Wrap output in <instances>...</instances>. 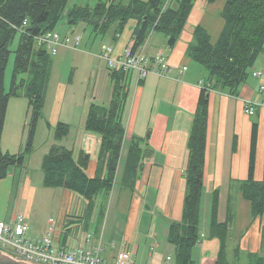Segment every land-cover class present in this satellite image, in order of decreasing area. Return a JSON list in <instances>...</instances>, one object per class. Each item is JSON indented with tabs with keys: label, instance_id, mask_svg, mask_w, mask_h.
Listing matches in <instances>:
<instances>
[{
	"label": "trees",
	"instance_id": "1",
	"mask_svg": "<svg viewBox=\"0 0 264 264\" xmlns=\"http://www.w3.org/2000/svg\"><path fill=\"white\" fill-rule=\"evenodd\" d=\"M67 1L0 0V179L7 175L9 168L23 165L26 153L31 150L36 124L41 116L52 61L45 46L36 42V36L56 30L63 14L70 28L84 21L91 25L94 33L103 34L115 23L113 39L133 19L135 22L130 36L133 51L151 31L161 32L166 38V45L170 47L177 42L194 0H99L93 6L73 5L66 9ZM221 16L223 26L214 42H211L203 26L195 25L192 41L186 48V54L202 65L206 74L199 89L186 141L182 216L180 221L169 223L166 235L167 242L175 248L174 264H196L191 256L192 247L201 240L199 222L209 93L215 90L238 95L240 86L247 81L249 69L264 45V0H224ZM16 35L18 40L13 50L10 88L5 90L4 73L11 52L9 46ZM262 68L264 76V65ZM22 74L28 77H22ZM108 75L111 82L109 102L103 105L90 101L83 124L85 131L101 137L94 174L91 176L85 171L88 153L79 150L75 157L71 148L56 143L42 156L40 164L44 186L68 189L82 199L83 224L86 228L95 216L98 221L103 218L105 203L116 179L121 189L134 192L142 160L146 156L144 147L148 134L145 137L131 135L128 140L125 135L123 113L129 97L131 74L119 69H108ZM22 87L23 93L20 91ZM21 94L27 98L29 112L27 141L22 151L10 153L2 150L1 136L8 101L10 97ZM257 126L258 122L253 120L247 178L238 182V192L248 201L252 218L264 214V180L253 177ZM68 132V123H55V141L62 140ZM123 148L124 156L119 165ZM210 196L207 238H216L219 242L214 264H241V259L238 261L241 255L246 256L249 264H264L262 255L241 252L238 242L228 254L229 222L233 217L230 206L232 198L231 195L228 198L227 218L219 221L218 191L213 190Z\"/></svg>",
	"mask_w": 264,
	"mask_h": 264
},
{
	"label": "crops",
	"instance_id": "2",
	"mask_svg": "<svg viewBox=\"0 0 264 264\" xmlns=\"http://www.w3.org/2000/svg\"><path fill=\"white\" fill-rule=\"evenodd\" d=\"M223 4L224 0L212 2L194 0L177 42L170 47L166 45V38L163 36L156 39L155 44H150L149 39L147 53L154 54L156 51H161L167 58L169 69L164 73L150 72L139 82L134 73L130 75L129 97L123 113L126 140L131 135L145 137L148 134L144 147L146 156L142 160L135 190L131 193L127 189H121L116 179L105 203L103 218L98 221L95 216L86 228L83 224L82 199L65 189L64 205L60 208L62 222L66 227L58 231L54 226L51 234L57 244L86 245L85 235L90 232L89 243L93 244L99 239L102 241V257L106 261H114L121 248L129 251L132 264H163L166 260L161 251L160 237L166 240L169 223L181 220L185 190L183 173L187 162L186 141L200 83L204 82L206 74L204 67L192 61L186 54V48L192 41V30L195 25H201L207 30L211 42L216 40L224 22L221 16ZM134 22L133 19L130 21V28L125 36L126 41L117 47L113 46L115 55L122 54L126 46L133 44L130 36ZM183 66L186 67L185 70H181ZM105 68L109 78L106 65ZM256 79L252 80L253 85L241 86L238 95L215 90L209 93L201 198L204 216L201 217L200 213L199 222L201 239L204 240L200 242L201 250L197 260L192 258L196 264L203 262L214 264L218 251V240L207 238L211 192L218 191L219 221L227 218L228 198L231 195L230 206L233 217L229 222V240L238 211H242V208L246 210L244 202L246 200L238 192V182L247 178L252 116L258 118L253 177L256 180H264V138L261 134L264 122L260 120L264 115V105H262L264 95L256 89V83L259 84L261 81ZM110 97L111 82L109 81L108 102ZM11 98L18 99L13 102L15 106L13 115L17 116L16 110L20 113L23 106L27 108L26 112L28 111L27 98L23 94ZM10 99L5 121H7ZM246 100L254 102L255 109L252 115L244 111ZM90 101H86L84 116L72 136L71 149L75 157L79 150L89 154L85 171L92 176L97 163L101 137L83 129ZM70 133L69 127L68 134ZM1 148L3 151H9L2 145ZM124 151L125 148L121 152L119 165ZM22 166L9 168L7 175L0 179V220L10 222L14 214L19 212L21 202L24 203L22 205L24 213L30 209V207L26 208L25 201L28 200L29 205L31 204L36 186L28 177V172L25 174L18 172V169L24 167ZM81 210L82 215L78 217L77 213ZM97 222L98 228L95 229ZM67 224L73 225L75 231L71 232ZM47 228L48 225L45 223L40 227L39 232L36 228L33 231L30 228L29 235L34 239L38 238L45 234ZM239 228H243L245 233L240 238L233 236L239 246L245 251L260 254L254 249L259 248L264 239V214L255 218L249 215L247 221L245 219ZM82 230L84 235L80 236L78 231ZM71 237L73 241H69ZM111 242L114 244L113 247Z\"/></svg>",
	"mask_w": 264,
	"mask_h": 264
},
{
	"label": "rangeland",
	"instance_id": "3",
	"mask_svg": "<svg viewBox=\"0 0 264 264\" xmlns=\"http://www.w3.org/2000/svg\"><path fill=\"white\" fill-rule=\"evenodd\" d=\"M99 0H68L66 9L73 5H89L93 6ZM108 1V0H101ZM118 1V0H115ZM127 0H124L126 2ZM130 19L116 39L112 38V30L115 23L109 26V30L103 34L94 33L91 29V25L84 21H79L78 24L72 28L68 27L65 22V15L63 14L61 21L58 23L56 30L61 34L72 33L73 35H79L81 37L80 45L77 48L70 46L60 45L57 48L56 53L50 54L52 61L48 81L44 92V104L41 112V116L37 121L31 150L26 153L24 157L23 168L18 169V172L28 174L32 183L36 186L34 191L32 202L29 205V201L26 200V208L30 207L29 211L22 210L21 202L19 212L25 217L28 222L29 230L33 229L39 232L40 227L45 223H48L50 218L54 221L56 230H60L62 227H66L62 222V210L60 207L64 205L63 193L64 188L61 187H45L42 184V170H41V158L48 151L49 147L53 144H61L68 148H72L71 140L72 136L80 125V121L85 113V105L87 100L95 101L96 103L106 105L109 95V78L106 74V68L104 61L98 57L99 46L101 43L110 44L117 47L123 44L126 40V35L130 28ZM152 34V33H151ZM163 34L158 31H154L150 37V44H155V40L162 37ZM164 37V36H163ZM18 36L16 35L10 46V53L7 58L5 73H4V86L5 90L10 88L11 73L13 69V50L16 48ZM193 61V60H192ZM195 62V61H194ZM264 65V45L263 50L258 55L253 66L249 69V76L245 83L241 86L252 84L251 73L253 70L261 69ZM22 77L26 74H22ZM257 80V79H256ZM240 86V88H241ZM258 84L256 83V89ZM239 88V90H240ZM20 91H24L23 87ZM102 94L100 97H98ZM98 95V96H97ZM264 95V93H263ZM18 99H10V105L7 112V121L4 122V128L1 136V145L7 147L10 153H17L24 149L28 135L29 124V112L26 107L23 106L22 110L17 116L15 113V106L13 102ZM18 102V101H17ZM253 120H258L256 116H252ZM264 122V115L260 118ZM61 121L69 124L71 133L68 134L60 141H55L53 137L55 123ZM262 137L264 138V128L261 130ZM6 149V148H5ZM18 149V150H17ZM12 151V152H11ZM17 151V152H14ZM75 194V193H74ZM77 196V194H76ZM204 202V200H203ZM246 204L242 211H238L235 227L231 233V239L228 240V254L230 248L234 247L238 242L233 236L240 238L245 235L242 226V222L248 219L250 212L248 210L249 203ZM73 212V209L71 210ZM201 217L204 216L203 205L200 209ZM247 225V223H246ZM71 232L75 231L74 226L67 224ZM201 227V225H200ZM245 227V226H243ZM84 230L78 231L80 236L84 235ZM29 239H34L29 235ZM162 246L161 251L164 257H166L163 264L175 263V248L173 244L168 243L163 237H160ZM204 238L199 240L192 247L191 256L197 260L198 254L201 250V244ZM69 241H73L72 237ZM239 244V243H237ZM252 245V243H250ZM75 245V244H74ZM250 247V246H249ZM259 252V255L264 257V239L259 248L254 249ZM240 251H245L240 247ZM167 255H169L167 258ZM241 259V264H249L246 256L242 255L238 257V261ZM204 264V262H203Z\"/></svg>",
	"mask_w": 264,
	"mask_h": 264
},
{
	"label": "built area",
	"instance_id": "4",
	"mask_svg": "<svg viewBox=\"0 0 264 264\" xmlns=\"http://www.w3.org/2000/svg\"><path fill=\"white\" fill-rule=\"evenodd\" d=\"M25 23V21H24ZM152 31L144 39L142 44L133 51L132 45L126 46L120 55L114 54L113 46L101 43L99 46V57L104 60L108 69H119L124 72L134 73L139 82L150 72L164 73L169 69L165 54L156 51L154 54L147 53V47ZM36 42L45 46L49 54H54L58 46L65 45L77 48L80 45L81 37L67 33L61 35L57 30H49L36 36ZM183 66L181 70H185ZM181 72V71H180ZM252 77L261 80L258 84V92L264 93L263 68L253 70ZM203 83H200V86ZM264 105V102H262ZM254 102L246 100L244 111L252 115L254 113ZM82 210L77 213L81 217ZM48 228L45 234L35 239H29V225L25 217L16 212L10 222L0 220V252H3L17 260L29 264H132L131 254L125 248H121L112 262L102 257V241L97 240L90 244L91 233L85 235L86 245L61 246L52 238L54 221L48 220ZM111 246L114 244L111 242ZM169 258V257H167Z\"/></svg>",
	"mask_w": 264,
	"mask_h": 264
},
{
	"label": "water",
	"instance_id": "5",
	"mask_svg": "<svg viewBox=\"0 0 264 264\" xmlns=\"http://www.w3.org/2000/svg\"><path fill=\"white\" fill-rule=\"evenodd\" d=\"M0 264H29L22 260H17L3 252H0Z\"/></svg>",
	"mask_w": 264,
	"mask_h": 264
},
{
	"label": "bare ground",
	"instance_id": "6",
	"mask_svg": "<svg viewBox=\"0 0 264 264\" xmlns=\"http://www.w3.org/2000/svg\"><path fill=\"white\" fill-rule=\"evenodd\" d=\"M53 30V29H52ZM49 31V30H48Z\"/></svg>",
	"mask_w": 264,
	"mask_h": 264
}]
</instances>
